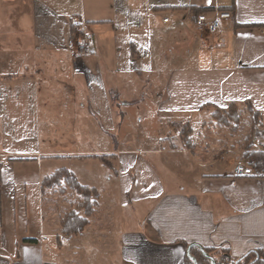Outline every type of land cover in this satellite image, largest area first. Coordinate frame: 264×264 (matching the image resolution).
I'll list each match as a JSON object with an SVG mask.
<instances>
[{
	"label": "crops",
	"instance_id": "obj_1",
	"mask_svg": "<svg viewBox=\"0 0 264 264\" xmlns=\"http://www.w3.org/2000/svg\"><path fill=\"white\" fill-rule=\"evenodd\" d=\"M221 9L232 19L216 36L196 30L198 14ZM252 25H264V0H0V264H89L82 245L112 243L101 200L111 176L97 161L121 208H145L122 264H184L190 245L232 260L264 249V179L224 167L238 159L240 131L226 139L207 123L213 107H251L264 131V27ZM178 125H189L186 145ZM134 134L158 147L113 148ZM79 143L100 152H65ZM57 159L64 166L52 168ZM60 168L100 197L77 238L62 235L63 214L41 189Z\"/></svg>",
	"mask_w": 264,
	"mask_h": 264
},
{
	"label": "rangeland",
	"instance_id": "obj_2",
	"mask_svg": "<svg viewBox=\"0 0 264 264\" xmlns=\"http://www.w3.org/2000/svg\"><path fill=\"white\" fill-rule=\"evenodd\" d=\"M237 111V116H238V123L235 124L234 121L229 120L228 121V126H223L215 122L211 116L207 119V123H209V128L210 132H221L224 136V138L229 139V137H232L234 133L236 134L237 132L239 133L240 131V137L237 140V144L233 145V148L236 150V152H233V155L236 156L238 154V159L242 157L243 154H245L248 150V142L247 139L249 138L250 132H251V115L249 112L246 110V108L243 109H234ZM212 111V110H211ZM142 130H144L142 128ZM184 129L179 128L175 130V135L178 136L179 141L176 140L177 144H182L186 145L188 144L187 142V134L184 131ZM237 133V134H238ZM82 138L85 134L81 133ZM162 137V136H161ZM189 140V139H188ZM263 138L260 139L261 142ZM190 142V140H189ZM220 149L223 151L227 147H225L223 140L220 141ZM80 147L79 149H69L65 152L68 154H80V155H85V154H92L95 152L96 154L100 151L96 149L95 145L93 144H83L79 143ZM255 147L258 148V143L254 142ZM158 147V141L153 140V141H144L141 139V137H138V134H134L132 137H127V139L123 140L120 145L115 146L113 145V148H122L124 150H138V152H143L144 150L150 149V148H157ZM230 147V146H229ZM262 149V148H260ZM240 150V151H239ZM242 150V151H241ZM250 151H252L250 149ZM244 158V157H243ZM247 158V157H245ZM68 159H74V158H68ZM93 161L99 160L98 158H90ZM59 160H54L51 162L52 168H59L60 166H64L62 163L58 162ZM74 161V160H72ZM153 164V163H152ZM222 164L224 167L226 166L227 169H231L232 165L231 163L226 162V159L222 161ZM66 166H74L77 165L76 167H80V163L76 162H69L65 163ZM101 163L99 162H91V167L94 166V169L97 170L98 167L103 171V174H106L107 178V173L111 176V181L110 182H105L104 183V188H105V197L102 198V207L104 212H108V215L114 217V223L110 224L111 229V234L110 237L113 238L112 243H109L104 246L103 250L101 247L98 246H88V245H82L80 248L83 249L84 254H80L77 258L80 262L82 263H87L89 264H122L120 261L119 257V252L121 253V249L123 246L129 245L134 237L138 236L141 233L140 229V222L143 217H141L142 213L140 211H143L145 208L144 206H141L142 204L137 203V202H130L128 203L124 208L120 207L119 204V199H118V190L115 187V176L111 170L104 169L102 166H100ZM156 168V167H155ZM173 167H171L172 169ZM159 170V169H158ZM160 171V170H159ZM171 171V170H170ZM173 171V172H172ZM170 172L174 178H180V173L177 171V169H172ZM101 176V173H98L96 181L99 182V178ZM108 176V178H110ZM59 188L64 189L65 193L61 194L59 192ZM59 188H54V189H46L45 191V196L46 200L48 201L51 210L54 212L57 211V214H63L62 217L67 213L69 210H74L76 212L81 211L83 214L82 210H77V206L79 203H81V197L77 195L75 192L71 191L64 182L60 183ZM49 190V191H48ZM48 191V192H47ZM70 191V192H67ZM100 198V197H99ZM70 206V207H68ZM98 206V205H97ZM69 208V209H68ZM109 209V210H108ZM64 210V211H63ZM105 213V214H106ZM121 217L124 216L125 218V228H118L116 224V218L118 219L119 214ZM141 213V214H140ZM80 215V214H79ZM61 217V219H62ZM60 219V220H61ZM74 238H77V236H73ZM111 242V241H110ZM114 243L116 245H114ZM72 242H69L68 245H72ZM104 250H109V253L106 254ZM102 251V252H100Z\"/></svg>",
	"mask_w": 264,
	"mask_h": 264
},
{
	"label": "trees",
	"instance_id": "obj_3",
	"mask_svg": "<svg viewBox=\"0 0 264 264\" xmlns=\"http://www.w3.org/2000/svg\"><path fill=\"white\" fill-rule=\"evenodd\" d=\"M225 10L226 9H221V11ZM252 26L264 27V25ZM71 34L73 37L74 31H72ZM131 54L134 55L133 47H131ZM246 110L251 115V132L247 139L249 151L243 154L242 157H247L250 161V166L253 172L251 177L264 179V146L259 147V140L263 138L262 136L264 135L261 124V114L251 107H247ZM210 116L215 122L223 126H228L229 120L234 121L235 124L239 121L237 111L234 109L222 110L213 107ZM178 126L179 128L184 129L188 137L190 134L189 125ZM112 140L116 141V138L112 136ZM187 141V143H189L188 138ZM254 142L258 143V148H254ZM250 149L252 151H250ZM95 158L100 159L107 168H112L111 164L107 161L106 156H95ZM61 182H64L71 191L81 197V203H79L76 208L77 210L83 211L82 216L72 209L65 213L60 220L61 233L68 237L78 236L87 227L89 224V218L95 213V208L98 205L99 193L95 188H89L80 184L76 176L66 168L57 169L53 173L45 176L41 180V189L44 192L46 189L59 188ZM59 192L61 194L65 193L62 188H59ZM184 246L187 248L186 244ZM203 250L215 261V264H264V249L251 250L238 260H232L229 252L225 249L204 248ZM189 253L190 256L196 260L197 264H211L210 260L205 258L199 249L191 248ZM184 264H193V261L186 254L184 257Z\"/></svg>",
	"mask_w": 264,
	"mask_h": 264
},
{
	"label": "built area",
	"instance_id": "obj_4",
	"mask_svg": "<svg viewBox=\"0 0 264 264\" xmlns=\"http://www.w3.org/2000/svg\"><path fill=\"white\" fill-rule=\"evenodd\" d=\"M231 19L232 15L227 11L216 12L213 16L199 14L195 19L194 26L197 31L213 37L216 36L217 32L221 28L222 23L230 21ZM164 21L166 22L168 19H165ZM88 45L89 41L85 40L80 46V49H85V47ZM233 174L237 177H251L253 172L249 159L243 157L237 159L234 163Z\"/></svg>",
	"mask_w": 264,
	"mask_h": 264
},
{
	"label": "water",
	"instance_id": "obj_5",
	"mask_svg": "<svg viewBox=\"0 0 264 264\" xmlns=\"http://www.w3.org/2000/svg\"><path fill=\"white\" fill-rule=\"evenodd\" d=\"M192 248V245H190V246H188V248H187V252H186V255L193 261V264H197V262H196V260L193 258V257H191L190 256V249ZM199 250H200V252L202 253V255L205 257V258H208L209 260H210V262H211V264H215V261L212 259V258H210L205 252H204V250L202 249V248H200L199 247Z\"/></svg>",
	"mask_w": 264,
	"mask_h": 264
}]
</instances>
